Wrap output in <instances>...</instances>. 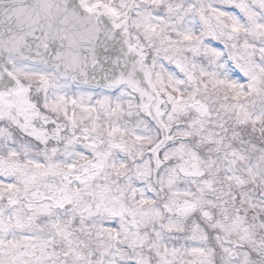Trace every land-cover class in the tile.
<instances>
[{
    "label": "snow or ice",
    "instance_id": "snow-or-ice-1",
    "mask_svg": "<svg viewBox=\"0 0 264 264\" xmlns=\"http://www.w3.org/2000/svg\"><path fill=\"white\" fill-rule=\"evenodd\" d=\"M0 264H264V0H0Z\"/></svg>",
    "mask_w": 264,
    "mask_h": 264
}]
</instances>
